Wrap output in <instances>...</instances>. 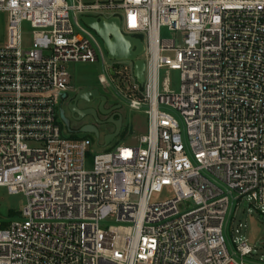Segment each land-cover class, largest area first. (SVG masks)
<instances>
[{
  "label": "built area",
  "instance_id": "1",
  "mask_svg": "<svg viewBox=\"0 0 264 264\" xmlns=\"http://www.w3.org/2000/svg\"><path fill=\"white\" fill-rule=\"evenodd\" d=\"M0 13V187L28 198L0 218V264H250L232 221L245 199L264 217V0H0ZM83 15L143 40V86L133 64L107 66ZM100 59V83H129L116 87L147 131L92 152L64 135L58 100L66 63Z\"/></svg>",
  "mask_w": 264,
  "mask_h": 264
},
{
  "label": "rangeland",
  "instance_id": "2",
  "mask_svg": "<svg viewBox=\"0 0 264 264\" xmlns=\"http://www.w3.org/2000/svg\"><path fill=\"white\" fill-rule=\"evenodd\" d=\"M7 15L5 13H0V44L5 43L7 37ZM83 24L90 29L100 41L106 58L107 66H111L116 63V60L110 59L108 53L104 47L102 38L96 33V31L84 22ZM25 28L30 30L29 23H25ZM174 35H177L176 32H171L165 28L162 29L163 38H172ZM178 40H181L182 36L178 33ZM124 63L132 67V62L124 60ZM66 68L71 75V85L76 90L80 87H92L94 85L99 86L100 89L107 94L110 99H114L115 91L112 86L102 85L99 82V75L103 73V64L101 59L96 62H68L66 63ZM164 77L168 76L174 86L175 90H178L180 84V74L178 71H171L169 75L167 73L163 75ZM110 78V77H109ZM111 80V79H110ZM128 82L123 81H114L113 85L118 86L120 89H124L128 86ZM72 90V89H71ZM70 90V91H71ZM74 91V90H73ZM124 93V92H123ZM72 94V92H71ZM61 100H58V106L60 105ZM126 123H129V130L124 128L123 132L115 138L114 144H134L136 141L137 135L143 133L147 126V114L143 110H134L129 107L128 102L123 100V109H122ZM102 117H105V114H102ZM102 134L110 130V126H101ZM69 131V130H68ZM126 131L127 134H126ZM66 137H84L85 135H78L75 133L64 132ZM94 139V145L92 146V152L98 151L97 138ZM93 164V154H89L86 161V167L90 168ZM174 196L172 187L167 186L163 189L162 192L154 193L152 200L153 201H162L167 200ZM28 203V198L24 193H9L6 187H0V215L9 220L15 218L14 215H18L23 211L24 207ZM252 209V212L249 211ZM16 213V214H13ZM13 214V215H12ZM234 226H237L240 222L246 224V227L243 228V234H245L251 245H253L257 252L249 257L250 264H263L259 262V255L264 254V217L257 209H255L246 199L242 201L236 208L234 214V220L232 221Z\"/></svg>",
  "mask_w": 264,
  "mask_h": 264
},
{
  "label": "flooded vegetation",
  "instance_id": "3",
  "mask_svg": "<svg viewBox=\"0 0 264 264\" xmlns=\"http://www.w3.org/2000/svg\"><path fill=\"white\" fill-rule=\"evenodd\" d=\"M107 86L113 87L115 91L114 99H110V97L96 85L92 87H80L77 90L76 88H72L71 91L67 92L59 105V117L62 125L72 133L78 135L96 138L97 134H99V142L103 144L104 137L115 132L117 127L116 123L121 117V134L126 124V119L122 111L124 98L116 86L114 87L113 84ZM102 109L107 112L110 111V113L102 117V114H104ZM62 110L64 111V117L62 115L61 118L60 113ZM102 125L107 127L110 126V130L102 134ZM84 128L91 129L92 132L85 133L82 131Z\"/></svg>",
  "mask_w": 264,
  "mask_h": 264
},
{
  "label": "water",
  "instance_id": "4",
  "mask_svg": "<svg viewBox=\"0 0 264 264\" xmlns=\"http://www.w3.org/2000/svg\"><path fill=\"white\" fill-rule=\"evenodd\" d=\"M82 21L94 29L96 33L102 38L104 47L110 59L113 60H130L134 65V74L137 81L143 86L145 83V68L146 62L142 58L145 52V45L140 37L127 35L121 30V18L115 16L112 18H105L102 16H81ZM83 91V90H82ZM66 93L63 95V98ZM104 114H109L106 110L102 109ZM62 110L60 115L64 117ZM117 127L114 133L108 134L104 137V144L109 145L116 137L119 136L122 128V118L120 117L116 123ZM85 133H91L92 130L84 128ZM98 142L100 139L99 134L96 136Z\"/></svg>",
  "mask_w": 264,
  "mask_h": 264
},
{
  "label": "crops",
  "instance_id": "5",
  "mask_svg": "<svg viewBox=\"0 0 264 264\" xmlns=\"http://www.w3.org/2000/svg\"><path fill=\"white\" fill-rule=\"evenodd\" d=\"M99 82H100V81H99ZM102 85H103V84H102ZM72 88H73V87H72ZM129 125H130L129 123H126V124H125V128H127V126H128V129H127V130H129ZM130 126H131V125H130ZM146 131H147V126H146L145 131H144L143 133L137 135V136L139 137L140 135L144 134ZM127 132H128V131H126V134H127ZM138 137L135 138L136 141H135L134 144L137 143V141H138ZM114 140H115V139H114ZM114 140H113L109 145H107V146H106L104 143L101 144L100 142L97 141L98 150L103 149V148H110V147L114 146V145H115V144L113 145Z\"/></svg>",
  "mask_w": 264,
  "mask_h": 264
},
{
  "label": "trees",
  "instance_id": "6",
  "mask_svg": "<svg viewBox=\"0 0 264 264\" xmlns=\"http://www.w3.org/2000/svg\"><path fill=\"white\" fill-rule=\"evenodd\" d=\"M13 214H16V213H13ZM13 214H12V215H13ZM0 218H3V217L0 215Z\"/></svg>",
  "mask_w": 264,
  "mask_h": 264
}]
</instances>
